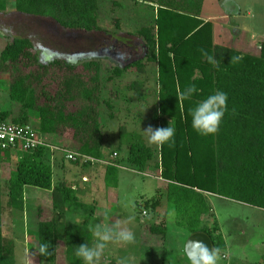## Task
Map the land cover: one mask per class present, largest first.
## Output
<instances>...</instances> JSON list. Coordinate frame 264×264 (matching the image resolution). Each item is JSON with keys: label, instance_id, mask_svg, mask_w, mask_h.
<instances>
[{"label": "trees", "instance_id": "16d2710c", "mask_svg": "<svg viewBox=\"0 0 264 264\" xmlns=\"http://www.w3.org/2000/svg\"><path fill=\"white\" fill-rule=\"evenodd\" d=\"M12 1V13L50 20L63 33L130 37L141 51L137 50L140 55L123 66H113L105 72L98 60L73 65L60 57L42 63L36 44L26 38H12L0 51V92L7 94L11 106H18L17 112L0 106V123L29 125L40 135L65 139V149L93 160L69 161L64 155L58 165L54 164L56 156L44 146L24 150L20 144L6 148L0 145V264H16L14 245L3 236L1 173L5 170H10L6 181L7 206L16 212L25 207L27 188L51 194L54 216L38 221L31 232L37 241L35 253L39 261L58 264L61 247L64 264H83L75 255L76 247L87 242L91 245L94 235L88 224L66 218L69 205H81L66 180L63 162L81 166L103 158L102 107L108 112V120L115 119L114 101L119 93L118 89L113 90L114 82L130 74L146 76L149 65L157 67L159 86L154 119L158 128L167 127L172 120L175 144L153 150L134 134L137 139L129 143L126 157L116 153L114 164L145 176L151 170L168 181L166 200L176 209V225L190 234H207L220 252L225 250L221 234L216 235L203 221L211 212L204 192L264 211V39L250 49H241L232 41L213 46L211 25L204 24L196 31L193 26L204 0L153 1L158 6L153 22L143 23L126 34L120 17L109 18L106 23L99 18L101 0ZM131 1L136 5L145 2ZM113 4L122 7L118 2ZM6 6V0H0V15L8 13ZM129 46L138 48L135 44ZM204 52L215 56L220 66L209 64ZM237 55L243 56V60L231 64V57ZM191 85H195L197 93L191 100L180 102L178 89ZM141 88L142 84L133 81L126 90L138 94ZM216 90L228 94L227 111L218 133L199 135L191 127V109ZM33 118L36 124L30 122ZM120 128V132L128 131L125 125ZM13 154H19L16 162H12ZM156 155L159 162L151 167ZM54 165L63 168V177L56 182ZM117 174L114 166L106 167V186L116 185ZM41 210L38 208L39 216ZM148 231L151 237L162 238L161 242L166 235L162 223L149 226ZM42 242L50 244L47 257L38 253Z\"/></svg>", "mask_w": 264, "mask_h": 264}, {"label": "rangeland", "instance_id": "374dc122", "mask_svg": "<svg viewBox=\"0 0 264 264\" xmlns=\"http://www.w3.org/2000/svg\"><path fill=\"white\" fill-rule=\"evenodd\" d=\"M113 1L122 4V7L114 6ZM212 1L207 0L206 2V12L208 14L212 10ZM221 1L227 3V6L222 2H220L222 4L221 6L220 4L218 6L216 5L217 9L215 12L218 11V14L221 10L220 7L222 10L224 8V10L227 9L232 13L237 12V9L242 11L240 27L247 31V47L241 46V40L239 41L240 43L237 42V44L235 42L234 44L238 47L240 46L241 49H250L257 42L264 39V0ZM12 2V0H6L8 13L0 15V51L12 38H26L36 44L39 60L42 63L60 57L66 58L73 65L82 64L91 60H99L103 72H105L104 70L114 65L121 67L134 59H131L132 57L130 59L126 57L128 52L126 51L125 53L124 50H127L126 48L129 45L135 44L139 47L138 43H135L130 37L125 36H120V38L112 35L86 37L78 33H63L50 20L12 13L14 11ZM98 15L103 23H106V20L109 18L119 16L121 24L126 31L125 34L129 31L134 32L143 23L153 22L155 17L153 16L152 8L148 5L138 4L134 6L132 1L128 2L127 0H101ZM211 16L215 17V15ZM4 28L10 29V31L5 32ZM231 37L230 29L225 27L221 29L218 26L212 27L211 43L213 46L214 44H222ZM96 48L97 51L91 50L85 52ZM76 50L80 51L71 53ZM139 55L140 52L135 57ZM122 56L126 57V59L122 60ZM104 77H106L105 74ZM4 78L5 76H2V79ZM117 89V85H113V90ZM125 91V88L122 87L120 91L123 96L122 103L126 102L127 96L130 97ZM132 96L134 97V95ZM106 97L107 94H104V98ZM128 100L130 101V99ZM130 104L131 102L128 105L126 104V107H130ZM0 106L3 109L13 108L14 112H17L18 109V106L15 104L11 106L7 100V94L1 92ZM131 106L138 108V110L141 108L136 101ZM138 110L136 109L135 113H138ZM125 111L124 108L121 109L122 116L118 118L116 116L115 119L108 120V112L102 107V122L105 126L104 147L106 160L111 159L112 152H119L121 157H126L129 143L135 142V139H137L133 136L134 134H131L130 130H134L135 127L138 130L140 127L142 130L144 124L147 127L158 128V122L151 114H149L145 121L143 118L144 114H138L136 116L139 118L136 117L134 119L130 117L129 112L123 115ZM30 122L32 124L37 123L34 118ZM123 125L129 131H121L120 134L119 129ZM40 137L47 141V136L45 138V136L40 135ZM47 142L49 143V141ZM53 156H56V158L54 157V164L57 163L60 165L61 158H63L64 154L54 151ZM155 157L156 159L154 158L151 164L159 162L158 155ZM18 158L19 154H13L12 162H16ZM112 159L111 161L115 160V158ZM63 165L66 180L69 182L73 180L81 181V173L85 171L86 167L82 165L80 167L74 166L66 160H64ZM104 166L106 167L105 163ZM61 169L63 168H57L54 165V182L63 177V171ZM9 171L5 170L1 173L4 192L2 195L4 239L5 241H11L14 245L16 264H21L22 258L27 255L31 256L32 264H47L39 261L37 258L35 253L37 241L35 235L33 236L31 232L35 230L38 221H48L54 216L51 210V194L38 189L27 188L24 194L25 207L23 211L16 212L7 206L6 181L10 176ZM148 173L149 171L146 172V174ZM118 177L119 185L115 193L116 201L109 203L105 211L100 208L101 212H99V216H90V218L83 220L74 214L75 212L79 214L84 212L83 214H86V210L88 213L91 211V207H88V198L78 195L77 191L76 194L78 195V201L81 206L69 205L67 209L68 214H66V218L70 221L76 219L79 224H83L84 222L86 225L93 226L96 224L103 225V221H105L104 224L110 225L118 220L125 221L129 216L135 217L133 223L127 225V227L135 232V242L129 245L110 244L106 249L103 264H111L112 261H114L113 264H118L121 258H129L132 264H191V261L185 258L183 246L186 240L182 237L179 226L176 225V209L172 203L167 202L166 191L164 189L161 192L155 191L152 200L148 202L144 194L146 192L149 194V191L151 192L146 187L151 186L152 190H154L155 185H158L154 179L128 169L118 171ZM160 185L159 187L161 189L166 186L165 183ZM206 202L211 209L210 216L206 217L210 220V227L214 229L216 234L220 233L222 235L226 246L224 251L219 252L217 264H261L264 254V211L218 196H206ZM38 208H42L40 216L38 215ZM143 212H147V215H142ZM160 223L166 227V235L162 242V238L151 237L148 231V224L154 225ZM94 239L93 237V242ZM58 255V264H64L63 248L60 247ZM223 256L226 258H223Z\"/></svg>", "mask_w": 264, "mask_h": 264}, {"label": "crops", "instance_id": "0c3cea01", "mask_svg": "<svg viewBox=\"0 0 264 264\" xmlns=\"http://www.w3.org/2000/svg\"><path fill=\"white\" fill-rule=\"evenodd\" d=\"M127 1L131 2V0H127ZM144 1L145 2H142L143 3L142 5H145V6L148 5L150 8H152L153 16H155L156 11L158 9V6L155 5L154 3L152 4V2L156 1V0H144ZM113 2H116V1H113ZM206 2H207V0H204L201 13H200L199 17L194 21L195 25L193 22L194 31H196L198 28L202 27L204 24L211 25V32H212V27L218 26L221 29H224V27H225V28L230 29L232 37L229 40L224 41L222 44H225V43H228L231 41L234 43L235 42L237 43L241 40V44H242L241 46L247 47V45H246L247 44V42H246L247 41V36H246L247 31L244 28L242 29L240 27V24H241V17L240 16L242 14V11L240 9H237V12L232 13L231 11H229L227 9L224 10V8L222 10V8L220 7L222 5L220 2H222V1L221 0H216V1L213 0L211 3V7H212L211 9L212 10L209 11V14H208V12H206ZM219 4H220L219 7L221 10L218 14L217 13L218 11L215 12V10L217 9L216 5L218 6ZM223 4L227 6V3H223ZM133 5L137 6L134 3H133ZM121 6H122V4H121ZM224 11H226V12H224ZM211 15H215V17H212ZM190 20H192V19L190 18ZM222 44H214V46L222 45ZM126 49L127 50H124V51H125V53H126V51L128 52L126 54V57H128V59H130L131 57H132L131 59L136 58L135 56L138 53V51H141V50H139V47L136 49V48L129 46ZM114 66L116 67L118 65H114ZM149 66H151V67L147 68L146 71L148 73L146 76L142 75V76L137 77L135 75L130 74V75L124 76V79H122V80H121V78L119 80H116L117 82L114 86L117 85L118 93H119L118 99L116 101H114L115 108H116L115 114H116L117 118L122 116L121 109H123V108L126 110L123 113V115H126L127 112H129L128 114L130 115V117L135 119L136 117L139 118L136 115L144 114L143 118L145 119V121L147 120V117L149 116V114H151L154 117V115H153L154 110L156 112H158L157 104H158V99H159L158 98L159 86L157 84V67L155 65H149ZM133 81H138V83L142 84V88L140 90V93H138V94H136L134 91L132 92L130 90H126V88L128 87V84L130 82H133ZM122 87H124L126 90L125 92H127L128 95H130V97H128V96L126 97V100H125L126 102L124 101L125 103H122L123 102V100H122L123 96L120 93ZM132 95H134V97ZM128 99H130V101ZM135 101L141 107L139 110H138V108L131 106V105L135 104ZM130 102H131L130 107L129 106L126 107V104L128 105V103H130ZM121 106H122V108H121ZM145 108H147V110L144 113H142L143 109H145ZM136 109L138 110V113H135ZM146 128H147V125L144 124L142 130H144ZM135 131H137V132H135ZM138 131L139 130L137 129V127H135L134 130H130L131 134H135L147 147H149L153 150L154 149L159 150L158 146L156 148L155 145H152V146L148 145L147 142L145 141L144 137L140 133V131H139V133H138ZM137 133H138V135H137ZM120 134H121V132H120ZM45 138H46V136H45ZM47 141H49V143H51L54 146H60V147L61 146H64V147L68 146L67 140L59 138V137H55V136H47ZM118 142H119V140H118ZM103 147H104V144H103ZM105 153L106 152H105V147H104V149H102L103 158L101 160H95V162H93L91 164L82 165L83 167H86V168H85V171L81 173V181L73 180V181L69 182L67 180V182L72 186V189L77 191L78 195L86 197L89 200L88 201L89 202L88 207H91V209H90L91 211L89 213L87 212V210L85 212L86 214H83L84 212H81V214H79L77 212L74 213L77 216H79V218H81L83 220L90 218V216H99V212H101L100 208H102V210L105 211L106 207L108 206L109 203L116 201L115 193H116V190H117L118 185H119V181H118L119 177L117 174V179H115V181H116L115 186H109V187L106 186V181H105V179H106V167L109 165H106V167H105L104 163L114 164L115 162L111 161V160H113L112 157H111V159L106 160L105 159ZM116 153L117 152H114V154H116ZM118 155L120 156L119 152H118ZM112 156H113V154H112ZM114 165H116V164H114ZM149 165L151 166L152 164L150 163ZM79 167H80V165H79ZM114 168L118 169V171L124 169L121 166H118V167L114 166ZM150 171L151 170H149V173L147 174V176L154 179V181L157 182L158 185H155L154 190H152L151 186L146 187V189L151 190V192L149 191V194H147V192L144 194V197L148 200V202H150L152 200L155 191L161 192L163 189L165 191H167V186L169 183L165 179L158 177L157 174L153 173L152 171L150 172ZM164 183L166 184V186L164 188L162 187V189H161V187H159V186H161L160 184H164ZM203 194L205 196H215V195L208 193V192H204ZM223 199H225V198H223ZM96 208H97V210L95 211ZM83 209H86V208H83ZM97 213H98V215H97ZM103 213L105 214V212H103ZM146 215H147V212H146ZM74 221L77 222L76 219ZM203 221H204V223H207L209 225V228H211L210 227V225H211L210 220H208L205 217L203 219ZM104 223H105V221H103V224ZM111 224H114V223H111ZM89 226L91 228H94L93 225H89ZM148 226H151V224H148ZM180 230L182 232V237H184V239L187 240L191 234L184 229L179 228V231ZM218 234H220V233H218ZM94 242H95V239H94ZM94 242L92 241V244ZM224 244H225V242H224ZM225 249H226V246H225ZM183 250H185V245L183 246ZM184 255H185V258H187L186 254H184ZM223 258H226V257L223 256Z\"/></svg>", "mask_w": 264, "mask_h": 264}, {"label": "clouds", "instance_id": "9594fccd", "mask_svg": "<svg viewBox=\"0 0 264 264\" xmlns=\"http://www.w3.org/2000/svg\"><path fill=\"white\" fill-rule=\"evenodd\" d=\"M5 32L10 29H5ZM209 64L216 67L220 66V61L207 52L203 53ZM121 59H126L122 56ZM243 60V56L237 55L231 57L230 63L235 64ZM197 93L195 85L188 86L183 90L178 89V98L180 102L191 100ZM228 94L222 90H216L209 94L206 98L199 101L196 106L191 109V127L202 136H213L218 133L222 120L227 111ZM147 108L143 109L144 113ZM118 130V129H117ZM116 130V131H117ZM115 131V132H116ZM139 131L144 137L148 145L163 147L167 144L169 147L175 144L176 129L172 124V120L167 127L153 128L151 126ZM134 216H129L125 221H116L114 224H96L92 229L95 242L91 245L85 243L76 247L75 255L79 257L83 264H103L106 249L110 244L129 245L135 242V232L127 227L134 221ZM50 249L48 242H42L39 245L38 253L42 257H47ZM185 251L189 255L191 264H217L220 250L214 248L210 250L202 241H191L185 243ZM21 264H32V258L27 255L22 258ZM118 264H132L129 258H121Z\"/></svg>", "mask_w": 264, "mask_h": 264}, {"label": "built area", "instance_id": "2783aa9c", "mask_svg": "<svg viewBox=\"0 0 264 264\" xmlns=\"http://www.w3.org/2000/svg\"><path fill=\"white\" fill-rule=\"evenodd\" d=\"M16 144L22 145L24 150L35 149L38 146L46 147L51 153L58 151L63 153L67 160L76 161L77 158H81L82 162L93 161L92 159L86 156H80L79 154L69 152L63 146H54L43 138L40 137V134L33 129L31 126H18L7 123H0V145L2 148L7 146L14 147ZM117 155L113 154L112 158H116ZM109 166H116L112 163H105ZM143 215H146L143 213Z\"/></svg>", "mask_w": 264, "mask_h": 264}, {"label": "water", "instance_id": "95a60500", "mask_svg": "<svg viewBox=\"0 0 264 264\" xmlns=\"http://www.w3.org/2000/svg\"><path fill=\"white\" fill-rule=\"evenodd\" d=\"M191 241H202L210 250L214 249V245L212 244V241L207 234H204V233L191 234L189 238L186 240V243H189ZM185 254H186V257L190 260V257L186 253V251H185Z\"/></svg>", "mask_w": 264, "mask_h": 264}]
</instances>
